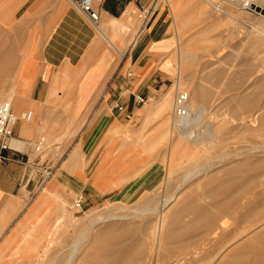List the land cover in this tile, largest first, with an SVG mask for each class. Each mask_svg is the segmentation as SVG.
<instances>
[{"label": "bare ground", "instance_id": "6f19581e", "mask_svg": "<svg viewBox=\"0 0 264 264\" xmlns=\"http://www.w3.org/2000/svg\"><path fill=\"white\" fill-rule=\"evenodd\" d=\"M191 1L193 0H188V3H192ZM195 1L197 0H194L193 2ZM206 1H208L210 6H212L216 10L220 9L218 6L219 4L217 5L218 7H215V4H213L212 1L211 2L209 0H205L204 2L202 0L197 1L198 2L197 6H199L198 8H200L201 10L205 9L204 10L205 12L204 11L202 12H204V14L207 13V17L209 12H207L206 10L208 7L205 3ZM228 1L230 8L236 7L239 8L240 10L242 9L241 11L242 14L247 16V18H252V12L258 11V14L261 17L257 18L258 19L257 22L261 25H264V13H262L259 10H255L254 8H252L251 10L243 9L240 7L238 0H228ZM160 2H161L160 0H157L154 5L157 6ZM252 2L253 5L256 3L257 6L259 5L260 8L264 9V0H252ZM176 3L179 2L177 1ZM170 9L172 10V8ZM175 10L177 11L178 9ZM174 12H172V14ZM173 15L176 16V13H174ZM176 19H175L176 22H174L175 24L178 21V17H176ZM216 21H218V19ZM216 21L215 23L214 22L213 23L218 24V22L220 23L222 22V21H218V22ZM112 22L114 23V26H112V24L109 23H108L109 25L108 24L106 25L103 22V24L99 25L97 28L100 33H102L105 37H107V40L114 47V49L115 48L117 49L116 43L111 40V37H113L112 35L114 32L109 33L110 28L112 30L113 29L116 30L119 28L123 29L126 28V25L124 23H120L115 19H112ZM256 25L257 23L253 24L252 29L256 30V32L263 33L264 32L263 29L261 28L258 29L259 27H257ZM107 26L109 27L107 28ZM177 31H179V28H177ZM253 33L250 34L252 35ZM252 44H256L257 46L258 43L256 42ZM252 44L251 47L253 46ZM195 54L196 53L194 52V50L187 47H183V45H181V47L179 48L178 64L176 65V74L178 76V81L175 85L176 97L174 96L175 99L173 100L170 96L172 92L169 91L170 94L169 93L164 94V96L161 97V99L158 101L159 103L157 105L156 117L159 118V122L157 123L158 126L156 127L161 128L160 130L161 133L158 132L160 133L158 134V136H160L159 141L161 142L162 146H165L166 143L168 145L169 142V147L168 149L166 148L167 149L166 154L164 155L162 154L166 150L164 148L165 150L160 152L162 155L160 154L161 157L159 159V161L164 164L163 168H165V175L163 176V180H161V183L163 182L162 187L164 191L163 192L160 191L158 189L159 188L158 186H156L157 188H150L151 189L150 192L147 191L148 193H146L148 195L146 202L144 204L142 203V205H137V203L135 204L133 203L135 206L133 204H131L133 206L130 205L126 206L125 204L122 203L125 206L119 207L120 206L119 205L118 208L116 207L114 209L110 208L111 210L105 208L106 211L97 214L94 210L89 211L88 218H86L87 220H85L82 217L85 221H82V219L80 218L81 220H79V223L78 221L76 222L79 227L77 226L76 227L77 229H74V235L72 237V240H70V242L68 241L69 243L67 242L70 245L68 252L64 254L62 257L60 256V258L58 257L57 259H59V261H57V263H55L54 261L56 260V258H54L56 256H54L53 257L54 259L52 260L53 262L51 263L49 262L48 264H264V257L262 258L263 260H261L260 262L258 261L252 262L249 258L250 253L249 255H247L248 257H246V255L243 254L244 251H248L249 249H253L255 251L257 248H259L258 250H260L264 246V209L260 208L261 210H259L257 208L258 206L257 207L255 206L258 209L257 210L255 207H253V203H251V198H248L245 195L246 187L244 186L245 183L249 181H253L254 183L256 181L258 182L259 179L257 178V175L260 178L263 172L261 173V175H259V173L258 174L253 173L254 175L251 174L248 175L245 173L248 177L246 178L245 175L244 177L246 180L244 181H242L243 180L242 175H244V173L242 175L240 174V176L239 174L238 176L233 175L234 177L231 176L230 174L233 172H239V173L246 172L249 169L251 170L252 169L257 170L256 168L264 169V157H261L264 155V144L253 147L254 148L253 150L252 147L249 148L246 147L242 150L238 149L236 152H233L232 154H228L227 152V149L229 147L227 146L221 147L222 142H226L228 140L229 136L231 135L230 134L228 136V134L231 133V131L233 132L234 130L235 131L234 133H236L235 129H238L237 131L239 132L240 131L246 132L250 130V133H252V135L254 134L257 137L259 136L261 137V135L264 134V105H263L264 103L260 105L259 108L257 109V111H259L258 113L253 112L252 114L249 115L246 114L247 116H242V115L240 117L238 116V120L235 118L238 121V122L235 121L236 123H234V124L238 123L236 126H234L233 124H231L232 126L230 125V123L233 122L232 121L233 119L231 120V118H228L230 115H227L228 117H224L223 114H225V112L222 114L223 117L222 119L219 120V122L216 120L217 123H215L213 122L215 119L213 121H211L210 119L208 120L207 124H202L203 122L201 123V121L203 120V115L209 108L210 98L211 100H213L212 95L214 94V92L213 90L207 88L205 84H203V82H200L201 79H199V82L193 83L190 77L191 75L183 74L185 66L190 65L194 61L196 56ZM175 62H177V60ZM263 80L264 78L261 77L259 79L254 80L253 83L251 82L252 84L248 83L250 84L248 86L250 88L252 87V89L250 91H245L246 93H244L243 95L240 94L241 96L240 95L238 96V99L235 100L236 101L235 107L232 106V110L234 108V110L238 112L241 109H243L244 111L245 108L248 109V107L250 108L251 106L252 108L255 107L253 105L259 103L264 94ZM234 84H236V82L232 80L229 82L228 85L231 86ZM3 89L0 90V98L3 97L5 99L0 100V103L3 101L12 102L13 104L12 106L15 113H16L15 106L17 109H21V108L23 109V105L25 104L23 103L21 96L20 98L17 97V88H15L12 84L10 88L7 89L3 88ZM231 96L230 97L228 96V100L234 99L233 96L232 97ZM210 102H211L210 105H212L213 104L212 102H214V100ZM32 106L34 107L32 108L34 112L36 108L35 105ZM141 111H140L141 113L140 117L144 119H146L149 115L152 116L153 114L152 110H148V111L143 110L142 112ZM16 115H20V114L16 113ZM138 115L139 113H137V116ZM231 117L233 116L231 115ZM31 121L26 122L24 120L26 124L23 123L24 125L22 126L21 129L22 130L21 135L23 136L30 135L32 131L31 127L33 125V123L31 124ZM251 121L253 123H250ZM159 128L158 129L155 128V130L157 129L159 131ZM120 129L121 126L120 125L116 126L115 124L113 133L117 134L120 131ZM40 132H45L44 126H41L40 128L38 127L37 133L39 134ZM144 132H145L144 129H142V131H140V134H137L139 135L136 136L137 139L133 138L136 141H133L132 139V141L134 142L133 144L138 143L140 145V142L143 143L141 137ZM174 135L175 138H173ZM43 139L45 141L44 147L47 149L48 148L47 141L44 137ZM156 139L157 138H155L153 141H155ZM159 141L157 139L158 143H160ZM32 144L28 140H24L18 137H13L10 141V145L13 148H16L21 151H27L29 148H31ZM35 144L36 143H34V146ZM34 146L32 147V150L33 152H36ZM158 147H154V148L157 149ZM81 149L82 148H80V146L77 145L75 148H73V150H71L72 153L71 154L69 153V155H71L70 162H73V164L71 163V165H73L75 169L76 168L80 169L82 168L83 165ZM211 149H216V151L214 152L212 150L214 153H211L212 152ZM121 150H123V146L121 147L117 146L116 150L114 151H121ZM141 150L142 149L139 148V152ZM209 150L211 152H209ZM178 151L187 152L185 153L187 155L189 152L193 151V156H194V157L192 156L193 160L192 159L190 160L188 158H186V160L185 158L180 159L182 155L179 156L178 154L179 159L176 162L174 158L177 157H174V155H176L177 154L176 152ZM201 151L203 152V154L202 153L200 154ZM149 152H151V150ZM153 152H151V154H153ZM258 154L259 155L262 154V155L260 157L255 158V156H257ZM165 155L167 156V158ZM146 157H144V159ZM201 158L203 159L206 158L205 160L207 159L208 160L206 162L205 161L203 162L201 161ZM139 159H141L140 163L144 162V160L142 161V158ZM145 161L147 160L145 159ZM185 161L186 162L188 161V164L185 163ZM219 165H223L224 167L218 170L219 174L218 171L217 173L215 172L209 174L211 168ZM172 168L176 170L184 169V171L182 175L180 174L181 176L179 175L181 179L179 180L177 179L178 184L176 186L172 185L171 187L170 179H172L171 178V173H173L171 171ZM105 169L104 171L106 173ZM176 170L174 171L176 172ZM108 171L109 169H107V172ZM220 173H223L222 175H224L225 177L218 180L220 177H222ZM102 176L101 175H99V177L97 176L95 178V182L96 183L99 182V184L102 185L104 181L103 180L104 177ZM133 177L135 178L134 175ZM134 178H131V180H133ZM195 178H196L195 181L197 182L196 186L199 185V187L201 186L202 188L200 189L195 186L194 188L187 189L185 187V184L189 180L191 181L192 179ZM54 179L55 176H53L52 181ZM101 185L100 186L98 185L100 189H106L103 188L104 185L102 186ZM192 186H194L193 183ZM51 191L53 190L51 189ZM81 201H83V194H78L73 198V203L75 204L76 208L80 207ZM67 203L68 201L66 199L60 197L61 212H60L59 220L57 221V224H54V226H51V228H49L50 225L47 226V229H49L47 233V237L45 238V241L42 244L43 246L40 248L36 256H38L39 253L45 254V252H47V250L45 251L47 246L46 244L50 243L54 238H56V235L62 232V225L65 222L73 221L72 219L75 220V218H72L70 215L67 216L68 211L65 208ZM255 211H256L255 214L256 216H254ZM223 212L224 213L231 212L236 218L240 219L243 224L246 223L247 221L248 223L249 222L250 223L249 224L247 223L244 226L239 225V228L238 227L232 228L233 227L232 226L231 227L232 229H229L227 225V221L226 222L223 221V217H222ZM76 223L74 225V228L77 225ZM193 234L198 239H195V237H193L194 236ZM202 234L203 236L205 235V237L199 239L200 237H202ZM63 237L65 236L63 235ZM189 238L192 239L194 238L195 241L190 239V241L192 240V243L187 245H181V242L183 244Z\"/></svg>", "mask_w": 264, "mask_h": 264}, {"label": "crops", "instance_id": "0c3cea01", "mask_svg": "<svg viewBox=\"0 0 264 264\" xmlns=\"http://www.w3.org/2000/svg\"><path fill=\"white\" fill-rule=\"evenodd\" d=\"M65 1L58 2V12L54 10L57 18L49 33L39 39V51L23 63L17 97L21 96L23 108L32 104L37 109V119L31 127L33 135L45 124L53 135L61 134L68 127L63 142L69 147L65 161L63 159L56 167L55 179L52 181V176L42 188L38 187L30 204L26 203L29 190L24 179L32 172L31 168L19 161L0 162V264L28 263L31 256L37 255L47 237V226H54L50 224L51 215L56 214L59 219L60 197L67 200L84 191L96 196L111 188L129 191L141 188L142 175L128 182V178L141 169L137 159L142 154L133 144L141 129L133 141L128 140L120 135L126 127L131 134L132 127L115 119L125 117L120 114L123 111L126 114L135 108L136 93L151 94L155 82L168 75L162 64L167 53L165 48L171 41L162 30L165 20L159 14L163 13L155 12L158 6H153L155 0H99L96 4L99 20L94 24L70 0ZM136 12L144 14L136 37L130 39L123 37L121 31L116 32L113 39L119 49H114L97 27L103 22L107 25L109 19L126 25ZM54 94L61 98L69 95L70 106L58 108L49 104ZM115 100L123 109L118 114L113 107ZM65 110L71 112L70 120L63 115ZM141 110L137 109V113ZM115 124L121 126L117 134L113 133ZM22 126L20 119L15 126V136L30 142L21 135ZM155 127L147 136L141 134L143 143L150 144L158 137ZM77 145L82 148L80 169L71 165L69 155ZM117 146H123V150L114 151ZM23 152L29 158L33 150ZM94 160L97 162L90 171ZM107 165L110 170L103 187L106 189H100L95 178ZM126 184L129 187H124Z\"/></svg>", "mask_w": 264, "mask_h": 264}, {"label": "rangeland", "instance_id": "374dc122", "mask_svg": "<svg viewBox=\"0 0 264 264\" xmlns=\"http://www.w3.org/2000/svg\"><path fill=\"white\" fill-rule=\"evenodd\" d=\"M156 1L157 0H155V2ZM160 1L161 2L158 4V6L154 10H155V12L161 11L163 13V14H159L160 15L159 17L161 19L165 20V24L162 25V30L164 31V33H165L164 35L168 38V40L171 41L170 45L168 44L165 48L167 53H166L165 62L162 64V67L167 70L168 75L166 76L165 79L158 80L157 82H155V85H154V88L152 89L151 94H148L145 91H142L140 93H136L134 96V101L136 102L135 108L128 113L126 112V114L123 113L124 112L123 109H120V108L118 109L115 106L119 101H117V100L114 101L113 107L115 108V110H117L116 113L118 114L119 112L123 111L120 114L125 116V117L117 118V119H115V121L116 120L119 121L121 124H124V126H131L132 127V133L131 134L129 132V128L126 127V128H123V131L121 132L120 136L123 138L129 139V140H132L133 138H135V134H137L140 129H141V131H142V129H144L145 132L143 134L145 136H147L149 134V132L159 122V118L156 117L157 116L156 112H157V105L159 103L158 101L161 99V97H163L164 94H166V93L170 94L169 91H171L172 93L170 96L173 100L175 99L174 98V96L176 97L175 85L178 81V76L176 74V65L178 64L179 48L181 47V45H183V47H187V48L194 50V52L196 53L194 61L190 65L185 66L183 74L184 75H191L190 77H191V80L193 81V83L199 82V79H201L200 82H203V84H205V86L207 88L213 90V92H214V94H213L214 96L212 95V99L214 100V102H212L213 104L210 105L211 104L210 101H213L210 98L209 108L207 109V111L203 115V120L201 121V123L203 122L202 124H207L208 120H210V119H211V121H213L215 119L213 122L217 123V121L219 122V120L222 119L223 115H224V117H228L227 115H230L228 118H231V120L233 119L232 120L233 122L230 123V125L233 124L234 126H236L238 123L237 124H234V123L238 122L237 121L238 116L239 117L241 115L247 116L249 114H252L253 112L258 113L259 111H257V109L259 108L260 105H262L264 103V94H263L260 102L253 105L255 107L252 108V106H251L250 108L248 107V109L245 108L244 111H243V109H241V110H239L240 112L239 111L236 112L234 110V108L232 110V106L235 107V102H236L235 100L238 99V96L240 94L243 95L244 93H246L245 91H250L252 89V87L250 88L248 86V85H250L248 83H251V82L253 83L254 80L259 79L261 77L264 78V32L259 33V32H256V30L252 29L253 24L257 23L256 26L259 27L258 29L261 28L264 31V25H261L257 22L258 21L257 18L261 17L258 14V11H253L252 12V18H247V16L242 14V12H241L242 9L240 10L239 8H236V7L230 8L228 0H209L210 2L212 1V3L215 4V7L219 6L220 9L216 10L215 8L210 6L208 1H206L205 3L208 6V7L206 6L207 7L206 10H207V12H209L208 17H207V13L204 14L205 9L201 10L200 8H198L199 6H197L198 5L197 1H200V0L195 1L196 3L193 2L194 0L191 1L192 3H188V0H169V1L160 0ZM177 1L179 3H176ZM202 1L204 2L205 0H202ZM58 2L61 3V2H66V1L65 0H0V72H1L0 73V82H1L0 83V87H1L0 90H2L3 88H6V89L10 88V86H12V84H13V86L15 88H18V92H19V81H20V75H21L23 63L30 56H32L37 51H39V49H40V47L38 46L39 45L38 44L39 39L44 38L49 33L50 29L52 28L54 21L57 18V16L54 14V10H56V8L58 6ZM155 2H154V4H155ZM173 3H175V4H173ZM171 5L174 7H172ZM176 5H178V6H176ZM153 6H155V5H153ZM170 8H172V10ZM173 8H174V10L175 9H178V10L177 11L175 10V12H174ZM230 9L232 10L233 16H232ZM171 11L176 13V16L173 15L174 13L172 14ZM202 11H204V12H202ZM57 12H58V9H57ZM226 13H227V15H226ZM228 14H230V15H228ZM143 16H144L143 13L136 12V14H134L132 17L129 18V21L127 20L126 28H123V29L119 28L123 37L128 36V37H130V39L135 38L136 33L141 26ZM176 17H178V21L175 24L174 22H176V20H177ZM215 18H216V20L218 19V21H222V22L220 23V22L216 21ZM110 20L111 19H109L108 23L112 24V26H114V23L112 22V20L111 21ZM215 21L218 22V24L217 23L214 24ZM176 25H178V26H176ZM134 27H136V28H134ZM176 27L179 28L180 32L177 31ZM119 29H116V30L113 29V31H112V32H114L113 35L117 31H119ZM250 33H253L254 35L252 34L253 35L252 36ZM255 36H256V38H255ZM14 37H15V39H14ZM111 40L114 42L113 37H111ZM256 42L258 43L257 46H256V44H252V43H256ZM250 43L253 45L252 47H251ZM251 48H253V49H251ZM117 49H119L118 46H117ZM174 50H175V52H174ZM2 59H4V60H2ZM175 59L177 60V62H175L176 61ZM218 72H220L221 74ZM230 79H232L234 82H236V84L231 85V86L228 85L229 82L232 81ZM263 83H264V80H263ZM180 90H181V88H180ZM182 90H184V89H182ZM216 90L219 92H217ZM262 90H263V88H262ZM231 95L233 96L234 99L228 100V96L230 97ZM69 98H70L69 95L68 96L65 95L61 98L57 94H54V95H52V100L49 101V104H51L52 106L58 107V108H60V107L68 108L70 106L71 101H72ZM3 99H5V98H3V97L0 98V100H3ZM214 105H215V107H214ZM32 108H34L32 105L31 106L28 105L23 109H17L16 108L15 111L17 114L21 115L26 110L32 109ZM140 108L142 109V111L143 110H145V111L146 110L147 111L152 110V112H153L152 116L149 115L150 116V117L148 116L149 118L148 117L146 119L143 118V121H142L141 117H140L141 116L140 111L138 112L139 115L138 116L136 115L137 109H140ZM20 110H21V112H20ZM224 112H225V114H223ZM62 113H63V115L67 116V119L70 120L71 112L69 110H65ZM231 115L233 117H231ZM36 119H37V109H35V111H34V118L32 119L31 124L35 123ZM23 123L26 124V122H24V120H23ZM250 123H253V122L251 121ZM44 128H45V132H40L39 134L36 132V134L33 135L32 134L33 130H32L30 133V135L32 134V136L26 135V137L31 140L30 141L31 144L33 143L31 148L34 146V143H37V141L41 137H44L47 141L48 148L46 151H44L47 153L42 157V159L40 160V163L43 162L44 160H46V161L51 160L52 163L55 164L57 167V165H60L62 160L65 158L66 153H67V149L69 147L68 143L63 142L64 136H65V134L69 128L66 127L64 132H62L61 134L58 133L56 135H53L52 133H50V131L47 128V124L44 125ZM133 128H135V129H133ZM155 128L158 129L159 127H155ZM137 129H138V131H137ZM160 130H161V128H159V131L157 130V132H160ZM235 130H236V133H234L235 132L234 130H233V132L231 131V133L228 134V136L231 134L229 136L228 140L226 142H222V145H221V147H226V146L229 147L227 149L228 154H232L233 152H236L238 149L242 150L246 147H248V148L252 147V150H253L254 149L253 147L264 144V134L261 135V137L260 136L257 137L254 134L252 135V133H250V130L246 131V132L240 131L241 133L239 131H237L238 129H235ZM134 131H137V132L133 133ZM160 133H157V134H160ZM225 135H227V134H225ZM159 137L160 136L157 137L158 141H159ZM173 138H175V135L173 136ZM157 139L153 142L156 143ZM169 141H170V138H169ZM153 142H151L150 145H149V143L145 144V143H141V142H140V145L138 143L134 144L137 147L140 146L139 148L142 149L141 150L142 152L140 151L142 154L140 156V158H142V161L144 160V162L141 163V169L138 170L139 174L142 175L141 176V178H142L141 179V188L139 190H136V191L131 190L132 191L131 192V191L127 190V188L126 189L111 188L104 193L99 192V194L96 196L93 194L91 196V194H89L88 191H84L83 201H81L80 207L79 208L77 207L78 209L75 207V204L73 203V198L72 197L67 198L68 203L66 204V207H65L66 210L68 211L67 216L70 215L72 218H75V220L72 219L73 221L65 222L62 225V232L60 234L56 235V238H54L50 243L46 244L47 246H46L45 251L47 250V252H45V254L39 253V255L36 257L31 256V258L33 260L31 259L30 263L31 264H48L49 262L50 263L53 262L52 260L54 258H56V260H54V261H55V263H57V261H59V259H57V258L58 257L60 258V256L62 257L69 250L70 245L68 243L70 242V240H72V237L74 235V229H77L76 227L78 226V224L76 222L78 221V223H79V220H81V219H82V221L87 220L86 218H88L89 211L94 210L97 214V213L106 211L105 208L111 210V209H114L115 207L118 208L119 205H120L119 207L125 206V205L126 206H129V205L133 206L135 203H137V205H142V203L144 204L146 202V199L148 197V195L146 193L150 192V190H151L150 188H157L156 186H158L159 187L158 189L163 192L164 191L163 187H162L163 182L161 183V180H163V176L165 175V168H163L164 164L162 162H160L159 159H160L162 154L163 155L166 154V151L169 147V142H168V145L166 143L165 146H162L160 141H159L160 143H158V142L156 143L157 145L154 144ZM70 145H72V142L70 143ZM149 146H150V149H149ZM154 147H158V148L156 149ZM164 148L165 149L167 148V149L165 150ZM150 150H151V152L154 151L155 155H154V152H153V154H151V152H149ZM164 150H165V152L161 154L160 152H162ZM212 150L214 152L216 151V149H211V151ZM56 151L59 153V156H62V157L55 156ZM211 151L209 150V152H211ZM213 151L211 153H214ZM137 152H139V150ZM176 153L175 154L177 156L174 155V157H177V158L173 157L176 162L179 159L178 154H179V156L182 155L180 157V159L185 158V160H186V158L193 160V157H194L193 151L189 152L188 155L185 154L187 152L178 151ZM201 153L203 154L202 151L200 152V154ZM147 154H148V156H147ZM149 154H150V156H149ZM34 155H36V153L33 152L31 154V157L28 158V160L30 162L21 163V164L28 165V167L31 168V171H32L29 174H26L25 179H24V183L27 184V188L29 190V195H28V198L26 199L27 204H30V202H32L33 198L37 194V191L39 190L38 186H39V174H40V172L38 171L37 165L33 164V162H36L34 160V157H35ZM198 155H199V153H198ZM261 155L258 154L257 156H255V158L260 157ZM143 156L144 157L147 156L145 158L147 161H145ZM27 157L28 156H25V159ZM261 157H264V155ZM166 158H167V156H166ZM203 158H201V161H203V162L204 161L206 162L208 160V159L205 160L206 158L205 159H203ZM252 158H254V157H252ZM211 159H213V158H211ZM11 161H18V160L14 159V160H7V161H0V162L1 163H8ZM96 162H97V160H94L93 163L90 164V166H89L90 171ZM137 162L140 163L141 159H137ZM148 163H150V164H148ZM185 163L188 164V161L187 162L185 161ZM213 168L210 169L209 174L215 173V172L217 173V171L219 169H222L224 167H223V165H219V166H215ZM107 169L110 170L109 165H107V167L105 169L106 173H107ZM256 169L257 170L249 169L246 172H240V173L239 172H233L230 174H231V176H233V175L238 176V174L240 176V174L242 175L244 173V175H242L243 176L242 181H244V180H246L245 177L246 178L248 177L246 174L254 175V174L259 173V175H261V173L263 172V174L260 176V178L257 175V178L259 179V180L258 179L257 180L259 183L257 181L255 183L253 181H249V182H246L244 185L246 187L245 195L248 198H251V203H253V207L258 206L257 208L259 210H261V209H264V171H263L264 169L263 168H261V169L256 168ZM174 170H176V169H174V168L171 169V171L173 172V173H171L172 179H170L171 187H172V185L176 186L178 184L177 181L179 179H181L180 176L182 175V173L184 171V169H178V170H176V172ZM106 173L104 170L100 173V175L101 176L103 175L102 177H104V179H103L104 181L102 180L103 181L102 185H104V187H105L104 183H106L105 180H107ZM137 174L138 173H136V175H134L135 178H137ZM139 174H138V176H139ZM172 174H173V177H172ZM218 174H219V171H218ZM222 174L223 173H220V175H222ZM220 175H219V177H220ZM177 177H179V178H177ZM224 177L225 176L222 175V177H220L218 180H220L221 178H224ZM131 178H134L133 175L128 178L129 179L128 182L131 180ZM195 180H196V178L192 179L191 181L189 180L185 184V187L187 189L194 188L197 185V182ZM262 181H263V184H262ZM192 183L194 186H192ZM240 183H243V182H240ZM250 183H252V184H250ZM96 184H98L99 186L101 185V184H99V182ZM128 184L130 185L131 183H128ZM128 184H126L124 187H129ZM196 187H198L200 189L202 188L201 186L199 187V185ZM142 193L145 195H143ZM137 194H139V195H137ZM141 195L144 197H142ZM133 200H134V202H133ZM122 203L125 205H123ZM72 204H74V205H72ZM106 204H108V205H106ZM131 204H133V205H131ZM261 204H262V206H261ZM250 207H252V206H250ZM255 208H252V209H255ZM225 213L223 212L224 215L222 214V217H223V221H225V222L227 221V225H228L229 229H232L235 227L239 228V225L244 226L245 224L248 223V221L247 222L243 221V222H246L243 224L242 221L240 219L236 218L231 212H227L226 214ZM255 214H256V211L254 213V216H256ZM51 216L53 218H51L50 224H52V223H53V225H54V223L57 224V221L59 220L57 215L54 214ZM233 217H234V219H233ZM77 218H79V219H77ZM75 223L77 225L74 228ZM228 223H230L231 226ZM241 226H240V228H241ZM63 235L65 237H63ZM66 237H68V238H66ZM193 237H195V239H198L195 235ZM203 237H205V235L203 236V234H202V237H200L199 239H202ZM190 239H192V238H189L183 244L181 242V245L190 244V243H192V240L195 241L194 238L191 241H190ZM62 241H63V243H62ZM64 241H65V244H64ZM188 241H190V242H188ZM66 244L69 246H67ZM263 248H264V246L261 248L264 251ZM258 249L259 248H257L255 251L253 249H249L248 251H244L243 254H245L246 257H248L247 255H249V253H250L249 258L252 262L253 261L260 262L261 260H263L262 258L264 257V252L261 249H260L261 251ZM173 250H175V249H173ZM51 251L53 254L51 253ZM257 253L259 256L257 255ZM251 255H252V258H251ZM54 256H56V257H54ZM30 263L24 262L22 264H30Z\"/></svg>", "mask_w": 264, "mask_h": 264}, {"label": "built area", "instance_id": "2783aa9c", "mask_svg": "<svg viewBox=\"0 0 264 264\" xmlns=\"http://www.w3.org/2000/svg\"><path fill=\"white\" fill-rule=\"evenodd\" d=\"M75 7L86 15L91 22L94 24L98 23L99 11L96 8V4L99 0H70ZM240 7L246 10H251L253 6L252 0H238ZM12 102L3 101L0 103V161L14 160L17 159L21 163L30 162L28 157L25 159L23 151L13 148L10 145V141L15 136V126L18 121L22 118L26 122H30L34 118V112L32 109L26 110L22 115H16L14 112ZM117 108H122L120 104H116ZM45 141L43 137L37 141L34 146L37 152L38 158L34 159L36 162L33 164L37 165L38 171L41 172L39 175V188H42L47 180L51 179L55 173L56 165L52 161H46L40 163L41 158L39 156L46 150L44 147ZM55 156H59L58 152H55Z\"/></svg>", "mask_w": 264, "mask_h": 264}, {"label": "water", "instance_id": "95a60500", "mask_svg": "<svg viewBox=\"0 0 264 264\" xmlns=\"http://www.w3.org/2000/svg\"><path fill=\"white\" fill-rule=\"evenodd\" d=\"M252 8H254L255 10H259L262 13H264V9L263 8H260L259 6L255 5V4L252 6Z\"/></svg>", "mask_w": 264, "mask_h": 264}]
</instances>
